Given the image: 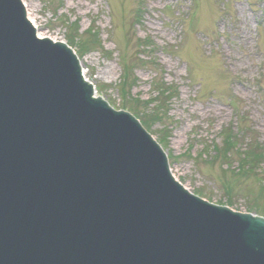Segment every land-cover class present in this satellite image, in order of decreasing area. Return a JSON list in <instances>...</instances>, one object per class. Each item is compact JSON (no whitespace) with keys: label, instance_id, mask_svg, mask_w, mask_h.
Segmentation results:
<instances>
[{"label":"water","instance_id":"obj_1","mask_svg":"<svg viewBox=\"0 0 264 264\" xmlns=\"http://www.w3.org/2000/svg\"><path fill=\"white\" fill-rule=\"evenodd\" d=\"M24 11L0 0V264H264V218L180 185Z\"/></svg>","mask_w":264,"mask_h":264},{"label":"rangeland","instance_id":"obj_2","mask_svg":"<svg viewBox=\"0 0 264 264\" xmlns=\"http://www.w3.org/2000/svg\"><path fill=\"white\" fill-rule=\"evenodd\" d=\"M22 1L44 36L65 40V18L78 21V30L98 31L106 53L93 49L81 61L97 94L115 107L121 53L136 58V42L152 38L163 78L178 88L159 114L163 124H151L157 136L166 128L161 135L171 171L209 202L264 218V146H258L264 143V0ZM134 72L131 94L151 98L140 107L159 106L150 89L154 69L138 65ZM223 131L235 145L225 157L217 154ZM249 141L262 152L250 171L239 167L250 162L243 155Z\"/></svg>","mask_w":264,"mask_h":264},{"label":"trees","instance_id":"obj_3","mask_svg":"<svg viewBox=\"0 0 264 264\" xmlns=\"http://www.w3.org/2000/svg\"><path fill=\"white\" fill-rule=\"evenodd\" d=\"M62 21V20H61ZM62 25L66 28V41L73 47H75L77 53L79 55H83L87 53V51H91L93 49L104 51L103 45L101 43V39L99 37L98 32H96L93 28H88L83 32L79 33V25L78 21H70V19L64 20V24L62 22ZM151 46V42H146L143 47L147 48ZM152 53L153 50L150 48L147 50H144V52ZM121 60V78L120 82L117 84V90L120 95V103L122 108L128 109L131 112H133L136 116H138L143 125L148 129L151 130V124L158 123L160 125L163 124V118L164 116H159V114L162 112V109L164 105H167L168 100L170 97L175 94V89L172 86H166L162 78L157 79L154 82H152V90L156 92V95L154 96V101L157 102L156 108L152 109H146L144 106L143 108L140 107L141 104H148V100L142 101L138 100L137 98H133L131 95V86L135 82V78L132 73V68H134V63L131 58H128L125 53H121V57L119 58ZM147 63V62H145ZM154 63V61L151 62V64ZM171 88V89H170ZM151 100V99H149ZM142 101V102H141ZM166 127V126H165ZM227 127H225L226 129ZM158 141L163 144L164 143V135H161L162 131L165 132L166 128H158ZM155 129V132H157ZM227 130V129H226ZM221 136V142L222 146L221 148H218V153H221L223 157H225L228 154L229 148L233 146V144H230L227 140V136L224 134V131L222 132ZM255 137H251L250 141H253ZM250 141L248 143V147L246 150L243 151L244 157L249 158V161H241V164L239 167L245 168L246 170H254L255 167L258 166L262 159V152L256 151L255 146L250 145ZM258 146H264V144H259ZM235 147V145L233 146ZM222 157V158H223ZM247 166L249 167L247 169ZM240 168V170H241ZM263 179L260 180L262 182ZM262 191V190H261Z\"/></svg>","mask_w":264,"mask_h":264},{"label":"bare ground","instance_id":"obj_4","mask_svg":"<svg viewBox=\"0 0 264 264\" xmlns=\"http://www.w3.org/2000/svg\"><path fill=\"white\" fill-rule=\"evenodd\" d=\"M25 7V6H24ZM27 10H26V8H25V14H26V17H27V19L29 20V22L32 24V25H34V27H35V29H36V36H38V37H47V38H50V39H52V40H55V38L54 37H52V36H44L45 34L42 32V31H40V30H37V26H36V23L34 22L35 20H33V17H31L30 15H29V13H27L26 12ZM59 40H61L62 41V39H56L55 41H59ZM88 52H90V51H88ZM86 54V53H85ZM84 55V54H83ZM82 55V56H83ZM82 56H79L80 58H79V60L78 61H80V64H81V74H82V76H83V78L87 81V82H90L91 84H93V82L91 81V80H89L88 79V77H87V74H86V72H87V70L84 68V63H83V61H81L82 60ZM134 63H135V61H134ZM93 96L94 97H97V91L95 90V95L93 94ZM152 137H153V139L155 140V136L154 135H151ZM164 152H165V154L166 155H168V152L166 151V150H164ZM171 171V170H170ZM172 176H173V178L177 181V180H179L178 179V177H177V175H173L172 174ZM180 185H182L185 189H186V185L183 183V182H180V181H177ZM188 189V188H187ZM186 189V190H187Z\"/></svg>","mask_w":264,"mask_h":264}]
</instances>
